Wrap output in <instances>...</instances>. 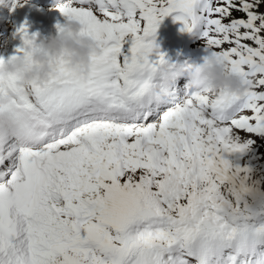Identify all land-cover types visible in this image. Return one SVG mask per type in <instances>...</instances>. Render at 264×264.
<instances>
[{
	"label": "snow or ice",
	"instance_id": "1",
	"mask_svg": "<svg viewBox=\"0 0 264 264\" xmlns=\"http://www.w3.org/2000/svg\"><path fill=\"white\" fill-rule=\"evenodd\" d=\"M56 10L100 55L86 79L60 61L44 86L0 71V111L22 120L19 138L0 131V264H264V0ZM168 16L204 41L203 59L249 83L242 97L197 87L199 64L159 52ZM17 34L8 60L37 39L25 25Z\"/></svg>",
	"mask_w": 264,
	"mask_h": 264
},
{
	"label": "clouds",
	"instance_id": "2",
	"mask_svg": "<svg viewBox=\"0 0 264 264\" xmlns=\"http://www.w3.org/2000/svg\"><path fill=\"white\" fill-rule=\"evenodd\" d=\"M82 28L74 21H66L56 28L55 36H49L47 41L31 40L26 45L27 55L17 56L6 60L0 65V71L5 76L17 77V86L26 87L35 81L41 86L46 85L56 75L58 63L81 79L89 75L91 58L100 55V48L95 40L81 36ZM171 81L168 70L162 72L159 80L161 92H166ZM197 87L208 90L213 95L222 92L228 95L242 97L249 89V83L244 82L238 75L225 71V66L208 56L199 63V71L194 77ZM21 118L12 105L5 104L0 111V131L9 138H19L22 132Z\"/></svg>",
	"mask_w": 264,
	"mask_h": 264
},
{
	"label": "bare ground",
	"instance_id": "3",
	"mask_svg": "<svg viewBox=\"0 0 264 264\" xmlns=\"http://www.w3.org/2000/svg\"><path fill=\"white\" fill-rule=\"evenodd\" d=\"M22 5H28V6H29V4H28L27 2H24ZM28 33H29V35H31L30 32H28ZM12 47L15 49V44H14V42L12 43Z\"/></svg>",
	"mask_w": 264,
	"mask_h": 264
},
{
	"label": "rangeland",
	"instance_id": "4",
	"mask_svg": "<svg viewBox=\"0 0 264 264\" xmlns=\"http://www.w3.org/2000/svg\"><path fill=\"white\" fill-rule=\"evenodd\" d=\"M190 46H191V44H190Z\"/></svg>",
	"mask_w": 264,
	"mask_h": 264
}]
</instances>
